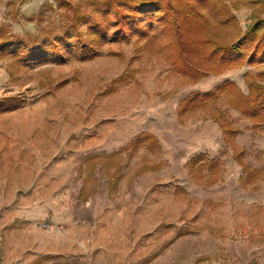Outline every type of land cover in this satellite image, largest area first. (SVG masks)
I'll return each instance as SVG.
<instances>
[{
	"label": "rangeland",
	"instance_id": "rangeland-1",
	"mask_svg": "<svg viewBox=\"0 0 264 264\" xmlns=\"http://www.w3.org/2000/svg\"><path fill=\"white\" fill-rule=\"evenodd\" d=\"M55 7V0H0V28L40 43L44 33L37 20L42 17L46 25ZM235 15L243 32L250 11L239 8ZM141 46L136 38L109 40L95 59L62 65L18 66L0 51V99L23 100L18 108L0 114V215L14 213L19 205L22 179L15 175H20L21 164L46 165L44 159L52 157L50 145L59 148L54 136H68L71 154L95 136H131L136 129H150L164 147L160 165H155L158 152L143 148L122 157L128 179L112 192L127 211L115 236L108 238L115 240L112 246L93 247L95 232L87 230L76 242L79 251L47 257L46 230L38 228L36 237L23 235L18 222L9 221L0 228V264H41L49 259L52 264H264V125L254 127L224 99L217 107L235 130L229 143L208 112L183 123L177 117L179 103L193 91L231 81L247 94L244 74L257 75L264 64L188 83L162 56L150 55ZM198 154L220 161L216 183L209 185L207 177L196 181L184 167ZM240 162L256 172L254 180H241L245 174ZM159 168L166 170L165 180L136 178ZM117 235L124 236L120 242L127 247L114 248Z\"/></svg>",
	"mask_w": 264,
	"mask_h": 264
},
{
	"label": "trees",
	"instance_id": "trees-1",
	"mask_svg": "<svg viewBox=\"0 0 264 264\" xmlns=\"http://www.w3.org/2000/svg\"><path fill=\"white\" fill-rule=\"evenodd\" d=\"M55 4L46 25L42 17L37 20L44 33L40 43L28 42L1 27V54L18 66L62 65L95 59L109 40L121 43L136 38L145 52L162 56L188 83L264 64V0H55ZM239 8L250 11V23L243 32L235 15ZM243 79L247 94L237 84L224 81L211 90L187 95L178 105L179 122L208 112L229 143L235 130L217 107L224 99L254 127L264 125V69L257 75L246 72ZM22 104L18 96L0 99V114ZM142 148L150 153L160 149L158 140L149 133L139 134L125 147L133 152ZM240 165L245 174L241 180H254L256 172ZM184 167L196 181L207 177L209 185L216 183L222 171L219 160L201 154L186 161Z\"/></svg>",
	"mask_w": 264,
	"mask_h": 264
},
{
	"label": "crops",
	"instance_id": "crops-1",
	"mask_svg": "<svg viewBox=\"0 0 264 264\" xmlns=\"http://www.w3.org/2000/svg\"><path fill=\"white\" fill-rule=\"evenodd\" d=\"M141 133H149L158 140L159 158L155 165H160L164 159V147L159 134L150 129H136L131 136H95L93 140L79 143L71 154H68L66 147L68 136H54L59 148L50 145L51 151L48 154L52 157L44 159L46 165L21 164L20 175H15L22 179L21 186L17 188L20 192L17 198L18 210L15 208L14 213L1 214L0 228L12 221L18 222L16 228H20L23 235L36 237L38 228L46 230L49 240L47 257L62 251H79L76 249V242L88 235L87 230L95 232L93 247L112 246L115 240L109 241L108 238L115 236L114 233L122 224L127 211L126 206L119 207L112 189L121 186L122 181L128 179L122 157L131 153L125 147ZM17 137L25 140L29 136ZM56 154H60L61 158L55 160ZM38 173L42 175L36 176ZM166 175V170L159 168L157 171H144L136 178L159 177L165 180ZM131 180L135 185V176ZM34 183L35 186L32 185ZM8 216L13 218L9 219ZM102 236L103 240H100ZM56 238L63 242L56 243ZM123 238L124 236H120L115 249L128 246L120 242ZM47 261H50L49 264L53 263L50 259ZM47 261L41 264H46Z\"/></svg>",
	"mask_w": 264,
	"mask_h": 264
}]
</instances>
